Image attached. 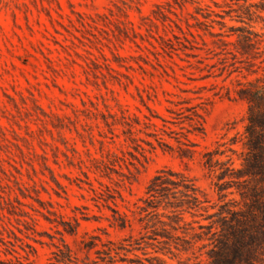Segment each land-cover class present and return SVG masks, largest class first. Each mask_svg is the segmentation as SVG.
Instances as JSON below:
<instances>
[{"label":"rangeland","instance_id":"obj_1","mask_svg":"<svg viewBox=\"0 0 264 264\" xmlns=\"http://www.w3.org/2000/svg\"><path fill=\"white\" fill-rule=\"evenodd\" d=\"M178 1L0 0V264H46L66 244L86 257L87 232L129 236L137 247L117 264H205L222 211L242 203V179L219 176L243 155L230 143L249 107L236 77L251 61L264 74V41L249 57L221 38L237 37L232 25L263 32V0ZM177 22L199 28L205 48H156L181 44L173 29L186 40ZM124 112L141 118L127 120L144 152L128 123L105 121Z\"/></svg>","mask_w":264,"mask_h":264},{"label":"trees","instance_id":"obj_2","mask_svg":"<svg viewBox=\"0 0 264 264\" xmlns=\"http://www.w3.org/2000/svg\"><path fill=\"white\" fill-rule=\"evenodd\" d=\"M176 1L183 7L184 2ZM162 4L163 3H159L158 5L161 6ZM245 7L244 13L246 14H252L255 11L249 4ZM257 7V10L263 11L264 0L261 4H258ZM164 14L166 15L165 12ZM157 17L160 18L159 16ZM223 17H225V15ZM237 19L245 23L247 22L244 16H239ZM221 21L225 22V20ZM177 25L188 42L183 40L182 36L173 29L174 35L179 38L178 41H180L181 44L175 43L171 37H169L171 41H168L164 36L166 44L162 42L157 44L153 41L152 44L156 48L160 45L165 50H167L168 47H173L174 49L181 47L183 50L187 48H205V46L200 44L198 35H201L204 44H208V40L203 36L199 28H197V31L193 30L190 22H188L187 29L178 22ZM211 33L218 34L212 30ZM189 34H191L192 37ZM234 34H237V37L234 39H225L223 37L221 39L226 44H234L237 51L242 55L256 57L259 51V43L264 41V31L260 32L255 30L252 24H240L232 25L231 31L227 32L229 36ZM208 49L212 50L211 47ZM195 54H201V52H195ZM235 54L237 53L235 52ZM203 56L205 58L212 57L209 54H204ZM255 64H257L256 61H251L250 66L247 67L248 73H244L246 77L245 80L236 77L240 86L235 87V90L239 93V96L245 98L249 104L245 130L241 133V136L235 135L230 140L231 144L242 141L243 150L241 152L243 155L241 156V166L235 167L231 166V164H227L219 175L220 178L231 175V177L242 179L241 184L243 188H240L242 203L237 208L228 207L222 211L223 226L221 233L215 246L210 249L209 257L205 264H264V74H260L259 67H254ZM259 66L264 68L263 64ZM236 69L237 68L230 70L228 75H231ZM254 73L255 75L249 76V74ZM208 75H210V73L205 74L203 77ZM227 88L230 93L232 87L227 86ZM200 108H205L203 101L187 106V109L191 110L187 115L191 118H195L196 115H202ZM112 114L115 116L118 113ZM123 116L126 119L117 117L113 121L110 120L108 116H105V121L109 125L119 122L123 124L128 123L130 126L126 130V133L136 142V145L144 149L140 151L144 152L146 147L139 141L142 138L136 135L137 130H142V127H139L133 120H127V117H132L136 119L138 123H143L141 118L137 114L132 115V113L126 112H124ZM145 122L148 123L149 121ZM147 133L158 134L157 132ZM147 141L152 143L150 140ZM230 148L237 151V149L232 146H230ZM227 169L230 172H228ZM161 178L162 176L160 174L154 178L153 182L150 184V190ZM24 184H26L25 181ZM26 186L28 187L29 185L26 184ZM227 187H229V185L226 183L220 184V188L222 189ZM23 193L25 195H32L25 191ZM225 211H227L228 214L225 215ZM119 224L121 227H125L127 225L126 218H123ZM66 230L75 233L77 232V227L71 224L70 227L66 226ZM87 234H89V236L83 238L81 246V249L85 250L87 253L86 257H80L74 253L72 247L68 244H66V248L58 245L59 249L53 251V255L46 264H117V256L122 257V259H127L129 256L126 251H134L137 247L133 243L128 244L125 242L128 240L129 236L120 240L112 238L104 240L100 234H92L89 232H87ZM16 235L19 236L18 234ZM98 239L101 240V246ZM92 250L95 251L96 257L91 256ZM123 252L127 255H121Z\"/></svg>","mask_w":264,"mask_h":264}]
</instances>
